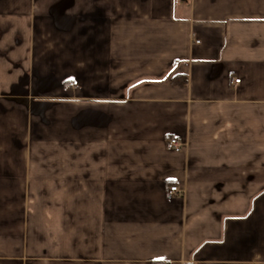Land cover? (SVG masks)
Segmentation results:
<instances>
[{
  "label": "crops",
  "instance_id": "obj_1",
  "mask_svg": "<svg viewBox=\"0 0 264 264\" xmlns=\"http://www.w3.org/2000/svg\"><path fill=\"white\" fill-rule=\"evenodd\" d=\"M0 264H264V0H0Z\"/></svg>",
  "mask_w": 264,
  "mask_h": 264
},
{
  "label": "built area",
  "instance_id": "obj_2",
  "mask_svg": "<svg viewBox=\"0 0 264 264\" xmlns=\"http://www.w3.org/2000/svg\"><path fill=\"white\" fill-rule=\"evenodd\" d=\"M198 42H200V41L198 40ZM235 82H240V79H235ZM169 145H171V147H173L177 150H181L183 148V143L179 139H176V138L170 139ZM176 191H178V187L172 186L170 193H174Z\"/></svg>",
  "mask_w": 264,
  "mask_h": 264
},
{
  "label": "trees",
  "instance_id": "obj_3",
  "mask_svg": "<svg viewBox=\"0 0 264 264\" xmlns=\"http://www.w3.org/2000/svg\"><path fill=\"white\" fill-rule=\"evenodd\" d=\"M187 81H188V79H187V76L186 75L185 76H182L180 79H178V83L180 85H182L183 87L187 85Z\"/></svg>",
  "mask_w": 264,
  "mask_h": 264
}]
</instances>
